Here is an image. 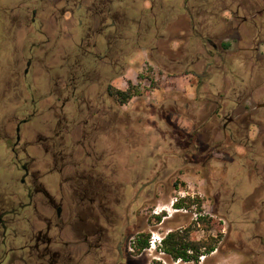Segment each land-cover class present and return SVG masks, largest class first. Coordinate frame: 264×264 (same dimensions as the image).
Masks as SVG:
<instances>
[{
	"label": "rangeland",
	"instance_id": "1",
	"mask_svg": "<svg viewBox=\"0 0 264 264\" xmlns=\"http://www.w3.org/2000/svg\"><path fill=\"white\" fill-rule=\"evenodd\" d=\"M6 1H0L4 13L0 18L12 31L10 20L21 14L15 7L5 14ZM93 1L85 0L89 9L73 10L74 18L65 14L62 20L57 8H39L31 28L26 29L20 21L21 25L13 29L22 35L30 32L32 53L39 54L32 58L28 79L32 75L34 80L36 68L48 70L46 64L52 57L58 62V75H52L48 88L33 86L34 122L47 119L46 104L56 101L58 77L73 79L78 74L71 67V56L80 54L79 47L86 48L89 41L84 35L80 40L78 33L83 30L78 28L77 19L81 17V25L96 30L100 18L94 14L97 9L90 6ZM110 7L111 55L98 62L92 58L81 60L89 70L84 72L85 80L94 83L77 89L80 98L96 101L100 95L103 99L104 87L96 82L110 81L127 67L140 72L145 62L137 57L140 52L147 53L156 64L145 66L156 86L169 83L174 87L166 95L158 92V97L142 91V97L122 108L112 102V112L107 116L111 137H97L98 147L111 146L116 156L113 179L121 189L127 215L124 221L123 212L118 210L123 228L110 232L112 244L104 257L116 256L115 249L123 240L124 255L130 264H264V136L258 135L257 126L251 125L246 131L236 121L243 108L253 113V107L264 102V0H112ZM225 9L234 12L235 17ZM22 15L29 19L30 13ZM245 18L248 20L242 23ZM222 19L231 23H223ZM96 41L103 48V40L96 37ZM225 44L229 45L227 50ZM178 75L186 78L173 79ZM217 104L221 109L213 116ZM64 112L72 120L75 106L66 104ZM39 124H34L35 129ZM194 133L193 143L205 144V139L212 137L218 145L219 153L210 149L203 155L214 159L206 169L202 164L181 165L178 152L185 147L186 134ZM182 197L200 198L201 216L210 220V230L197 225L192 238L219 236L221 240L216 252L197 262L174 261L156 249L159 238L172 230L185 229L196 220L195 209L176 212L172 207ZM261 198L259 206H254ZM252 207L259 212L249 215L247 209ZM139 234L148 235L149 247L136 253L133 242Z\"/></svg>",
	"mask_w": 264,
	"mask_h": 264
},
{
	"label": "flooded vegetation",
	"instance_id": "2",
	"mask_svg": "<svg viewBox=\"0 0 264 264\" xmlns=\"http://www.w3.org/2000/svg\"><path fill=\"white\" fill-rule=\"evenodd\" d=\"M5 3V14L15 8L21 14L19 18L24 17L23 13H30L29 19L26 16L9 18L12 23L9 27L13 29L21 25L20 21L26 29L31 28L34 12L48 5L57 8L60 20L65 14L74 18L73 10L90 8L85 0H9ZM111 3L112 0L90 2L91 8L97 9L95 16L100 18L94 31L81 25V17L77 19L78 28L83 30L78 35L86 36L84 40L89 41L86 48L79 47L80 54L71 56L74 60L71 67L77 69L78 74L73 79H66V75L58 77L56 101L46 104L47 119L38 120L37 129L34 127L38 121L34 122L32 75L27 78L33 58L31 33L22 35L13 29L8 31L9 28L3 26L4 18H0V264H130L124 255L123 240L118 247L114 246L116 256L104 257L112 244L110 232L123 228L118 210L123 212L124 221L127 216L121 189L113 179L116 156L111 153V146L97 145V137L110 138L112 133L107 116L112 112L113 103L106 94L110 81L95 83L104 87L103 99H99L100 95L96 101L80 98L77 92L78 88L94 83L85 80L84 72L89 70L81 60L92 58L98 62L111 55ZM247 20L243 19L242 23ZM222 22L226 23L223 19ZM96 37L98 41L103 40V48L102 43L95 42ZM258 50L255 48L256 52ZM249 99L250 96L246 98ZM70 102L75 106L72 120H68L64 112ZM241 104L239 101L238 105ZM248 111L243 108L237 115L238 126L247 131L249 126L255 125L258 135L264 136V102L256 104L253 113ZM84 113L85 118L81 119ZM225 128L224 125L222 134ZM190 135L195 137L196 133ZM217 147L213 144L210 149L219 153ZM181 162V165L201 166L199 158L188 157ZM260 200L262 198L254 200L253 205L259 206ZM175 202L172 207L176 212L185 210L176 209ZM261 205H264L262 201ZM256 210L259 212L252 207L247 213L251 215ZM166 235L157 240L159 252ZM220 244L221 240L214 252Z\"/></svg>",
	"mask_w": 264,
	"mask_h": 264
},
{
	"label": "trees",
	"instance_id": "3",
	"mask_svg": "<svg viewBox=\"0 0 264 264\" xmlns=\"http://www.w3.org/2000/svg\"><path fill=\"white\" fill-rule=\"evenodd\" d=\"M225 11L231 10L225 9ZM231 13L235 17V13L232 11ZM225 22L231 23L228 20H225ZM223 48L224 50H227L229 48V45L225 44ZM159 64L161 66L164 65L162 62ZM142 78V76H138V79ZM146 78L149 80L151 89L158 90V86H156L153 78L150 76H146ZM146 93L147 92H145V94ZM106 94L117 107L126 106L136 97L144 95L143 92H139L137 88L131 84L128 85V88L125 91L117 90L111 87L109 84L106 88ZM207 106L208 105H206V107ZM220 109L221 106L217 104L213 110V116H216ZM176 114L177 113L173 114V116H175ZM186 138L188 142H186L184 149L181 152H178L179 157L184 160V162L187 161L188 157H191L192 159L199 158L201 164L203 163V168L206 169V166L210 165V163L214 159L211 156L205 158L203 157V155L210 151V146L214 144V142L212 141L213 138L208 137L209 139H205V144L193 143L194 135L191 136L190 134H187ZM181 171L182 169L179 170V173ZM173 206L176 209H195L197 218L187 228L176 229L169 232L161 242V246L159 247L160 251L172 258L174 261L180 260L187 263L197 262L200 256L209 255L214 252L217 249L218 243L220 241L219 236L215 238L209 237L206 240H195L191 236L193 230L196 229L197 225L202 227V229L205 231L210 230V220L206 217L201 216L202 200L198 197H183L177 199ZM133 247L136 253H141L143 250L147 249L149 247L148 235L139 234L133 242Z\"/></svg>",
	"mask_w": 264,
	"mask_h": 264
},
{
	"label": "crops",
	"instance_id": "4",
	"mask_svg": "<svg viewBox=\"0 0 264 264\" xmlns=\"http://www.w3.org/2000/svg\"><path fill=\"white\" fill-rule=\"evenodd\" d=\"M38 51L33 52V56H38L39 54L37 53ZM55 56V55H54ZM137 57H140V61H145L144 63H142V67L140 65V72H134V67H130V68H125L122 71L117 72L115 75H113V77L110 79V86L120 90V91H125L128 88V85L131 84L134 87L138 89H140V91L142 92H150V94L156 95L158 97V92H163L166 94L170 93V91L173 89L174 86H171L166 84L165 86H163L164 84L158 86V90L157 89H151V85L149 83V80L146 78V76H149V70L147 69V67L145 68L146 65H151L152 61H150L148 54L145 52H140V55L138 54ZM53 58V57H52ZM49 60L47 62V67L48 70L46 71H40L38 68H36L33 73H35L34 75V80L32 78V84L34 87L39 88V87H45L48 88L50 83L52 82V80L50 78H52V75H58V70L59 67H57L58 62H53V60ZM147 63V64H146ZM155 64V63H154ZM156 65V64H155ZM148 70V72H146ZM133 72V76H130L131 73ZM142 76V79H138V76ZM152 77V76H150ZM176 78L178 80V78H186V75H178V76H174L173 79ZM175 79V80H176ZM51 80V81H50ZM189 83V82H188ZM188 84L187 86H185L183 89V91H186L189 88ZM143 89V90H142ZM146 93V94H147ZM142 97V96H140ZM175 119V116L174 118Z\"/></svg>",
	"mask_w": 264,
	"mask_h": 264
}]
</instances>
